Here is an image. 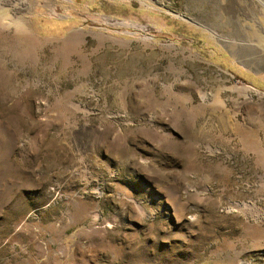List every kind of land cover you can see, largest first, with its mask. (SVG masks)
<instances>
[{"label": "rangeland", "instance_id": "1", "mask_svg": "<svg viewBox=\"0 0 264 264\" xmlns=\"http://www.w3.org/2000/svg\"><path fill=\"white\" fill-rule=\"evenodd\" d=\"M0 264H264V0H0Z\"/></svg>", "mask_w": 264, "mask_h": 264}, {"label": "bare ground", "instance_id": "2", "mask_svg": "<svg viewBox=\"0 0 264 264\" xmlns=\"http://www.w3.org/2000/svg\"><path fill=\"white\" fill-rule=\"evenodd\" d=\"M14 23L13 24H15V29L16 30H18L19 32L20 31H23V29H22V27H21V25H20V21L19 20H14L13 21ZM250 36V35H249ZM253 37V36H252Z\"/></svg>", "mask_w": 264, "mask_h": 264}]
</instances>
